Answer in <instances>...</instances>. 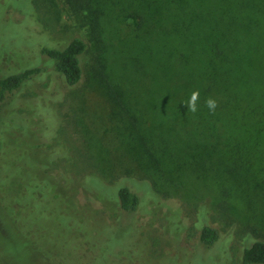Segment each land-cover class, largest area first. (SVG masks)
Wrapping results in <instances>:
<instances>
[{
    "label": "trees",
    "instance_id": "obj_1",
    "mask_svg": "<svg viewBox=\"0 0 264 264\" xmlns=\"http://www.w3.org/2000/svg\"><path fill=\"white\" fill-rule=\"evenodd\" d=\"M53 1L28 0L34 15L41 5L52 8ZM63 2L85 38L39 49L51 69L48 93L32 100L20 96L25 86L45 77L44 68L0 76V127L27 145L33 134L43 146L37 155L24 151L33 171L21 175L22 166L13 170L3 163L0 132V264H154L133 260L125 249L113 254L115 234L96 239L88 227L72 231L73 216H59L66 222L60 239L46 230L53 213L42 210L41 183L49 189L58 177L70 181L71 174L82 190L114 200L129 213L138 209L140 198L129 187L117 188L119 179H137L161 198L193 206L203 201L204 210L197 205L205 221L198 244L213 250L232 238L248 240L240 264H264V0ZM128 18L136 27L124 32ZM5 49L0 50L8 53ZM54 83L55 97L49 94ZM82 84L85 93L72 92L66 99L89 103L80 113L91 116L95 129L75 121L86 127L76 149L86 165L61 168L72 156L67 146L53 147L61 133L60 114L46 111L47 102L64 100L59 85L72 91ZM196 90L193 113L186 103ZM208 99L216 101L214 111L206 106ZM56 170L68 177L53 176ZM16 178L23 182L18 188ZM93 180L103 187L90 186ZM164 255L152 259L189 264Z\"/></svg>",
    "mask_w": 264,
    "mask_h": 264
},
{
    "label": "rangeland",
    "instance_id": "obj_2",
    "mask_svg": "<svg viewBox=\"0 0 264 264\" xmlns=\"http://www.w3.org/2000/svg\"><path fill=\"white\" fill-rule=\"evenodd\" d=\"M30 4L28 0H0V49L4 50V47H6L5 50L8 51V53H4L2 52L3 50H0V76L35 67L44 68L47 72L43 79L36 80L33 84L25 86L20 96L26 100L48 93L46 89L51 80V69L48 67L49 61L39 53V49L44 46L62 47L66 41L75 36L85 38V32L80 24L68 17L67 8L63 0H54L52 8L41 5L35 15ZM33 18H38L45 25L46 33L34 23ZM124 23V32L136 27L134 19L128 18ZM85 60L87 62V58ZM56 81L57 79L55 78ZM56 85L54 83L49 92L54 97ZM59 90L62 94H66L61 104L56 102L57 100H50L46 106V111L51 110L56 113L59 110L60 112L56 113L60 114V120L59 122L56 121V123L58 122V125H60L61 133L59 132L55 138L53 147L59 145L65 148L67 146L70 151L69 156H72L69 163L63 162L59 165L61 168H64L65 165L85 166L86 163L79 157L76 149L83 145L80 132L85 130L86 127L80 126L79 123L76 124L75 121L80 120V122L88 124L87 127L91 130L90 132L95 129L90 125V122L93 121L90 118L91 116L80 113V108L89 103H83L81 98H66L72 92L77 94L85 93L87 90L86 86L82 84L69 91L65 86L59 85ZM32 122L36 126L38 119L35 118ZM10 124L11 122L9 121L8 125ZM13 126H17V121L13 122ZM30 129L32 131L35 130L33 127ZM32 131L31 133L35 132ZM0 132L5 138V160L3 163L9 162L8 166L13 170H16V167L19 168V165L22 166L21 175L33 171L25 162L24 151L27 149L32 154L37 155L41 147H43L41 140L34 139L32 134V139L29 140V145H27L18 141L19 139L10 130L6 131L0 127ZM91 137L98 138V136L94 135ZM102 137L105 140L104 143L112 147L113 141H109L110 138L106 137V135ZM116 146H120V143L115 144ZM63 147L61 148L63 149ZM46 171L44 170L45 173ZM56 171L52 172L53 176L58 177L59 173H64L63 175L66 176L64 171ZM44 172L42 171V174ZM69 177L70 181L68 182L58 177L59 182L57 184L51 183L53 186L49 187V189H47L48 185L40 179L44 192L43 196L46 197L42 196V201L45 202L42 210L46 211L47 215L53 213L51 222L46 224V230L49 232V229H52V234L59 239L61 232L63 236L65 235L63 230L66 228L65 219H61L59 216L66 218L73 216L74 222L68 221L72 231L74 230L71 227L79 229L88 227L96 239L103 238L106 234H115L113 239L117 242L115 241L112 245L113 254L125 249V251H130L131 257L135 255L132 257L133 260L135 258L137 260L138 258H143L142 261L145 259V261L147 260L154 264L158 263L157 260L152 259L156 253L161 256L165 254L164 256L175 259L177 262L183 260L189 262V264H210L209 262L214 264H240L242 251L250 242L232 238L222 244V247L213 250L203 249L197 242V233L201 229L203 222H205L197 209V205L199 204V207L203 208V201L199 200L197 205L193 206L178 198H161L152 193L146 184L137 179H119L115 183L117 188L129 187L140 198L138 209L133 213H129L121 210L114 200L104 198L98 193L82 190L75 185L73 174L69 175ZM90 183V186H97L99 189L103 187L99 181L93 180ZM22 184V180L19 178L15 179L16 188ZM62 213L64 215H61ZM55 216L56 219L58 216L60 220L56 221ZM207 221L209 223V220ZM106 257L107 259L110 258L109 255ZM210 258L211 261L209 260ZM114 260H116V257L110 258V261Z\"/></svg>",
    "mask_w": 264,
    "mask_h": 264
},
{
    "label": "clouds",
    "instance_id": "obj_3",
    "mask_svg": "<svg viewBox=\"0 0 264 264\" xmlns=\"http://www.w3.org/2000/svg\"><path fill=\"white\" fill-rule=\"evenodd\" d=\"M199 90L193 91L191 93L190 99L187 101L186 105L188 107V111L195 113L197 111V101L199 99ZM206 106L211 110L214 111L217 107V103L213 99H208L206 101Z\"/></svg>",
    "mask_w": 264,
    "mask_h": 264
}]
</instances>
